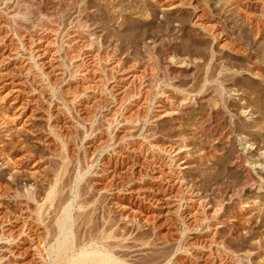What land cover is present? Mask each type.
Listing matches in <instances>:
<instances>
[{
  "label": "rangeland",
  "instance_id": "rangeland-1",
  "mask_svg": "<svg viewBox=\"0 0 264 264\" xmlns=\"http://www.w3.org/2000/svg\"><path fill=\"white\" fill-rule=\"evenodd\" d=\"M213 74L230 86L227 132L187 147L180 129L220 118L219 103L199 99ZM263 118L264 0H0V217L28 215L37 203L20 194L41 200L56 174L60 186L94 164L115 177L92 174L90 193L113 185L117 204L77 224L113 210L129 261L264 264V187L227 188L245 180L241 151L262 168ZM247 197L258 202L243 208Z\"/></svg>",
  "mask_w": 264,
  "mask_h": 264
},
{
  "label": "bare ground",
  "instance_id": "bare-ground-1",
  "mask_svg": "<svg viewBox=\"0 0 264 264\" xmlns=\"http://www.w3.org/2000/svg\"><path fill=\"white\" fill-rule=\"evenodd\" d=\"M213 77H215L214 74L213 76H209L208 78L204 79L203 84L199 90V93H202L199 99H201L200 100L201 102L203 101L208 102L209 105L213 106V108L214 106L220 104L221 105L220 118L216 120L214 119V121L210 120L205 123L202 121L203 123L198 124L199 126L196 127L194 126L195 128H193L192 126L193 129H191V124L187 123L188 121L186 122L188 125L185 123L187 125L186 127L181 126L183 128L180 129V131H178L179 132L178 134L181 137V141L183 140V143H185L184 141L188 142V145H186L187 147L188 146L191 147V144L193 145L194 141L201 134L202 135L204 134L203 136H205L208 133H210L212 135V138L214 137L215 139H220L223 136H225L227 132V128L229 125L228 123L225 122L226 119H224L226 115H228L230 109L227 107V100L229 97L228 98L227 96L225 97L227 93L225 94L224 92L227 86L225 82L213 83V81L210 80V78L212 79ZM210 82H212V85L210 84ZM188 108H184V109L182 108L181 110L180 107L178 110H180V113L184 114V111L185 110L187 111ZM176 113L178 114L179 112L177 111ZM180 119L181 117H179V120ZM175 121L171 119L168 122L167 128L170 132H172V130L175 128L174 126L176 124L173 123ZM145 136L144 138H147ZM245 136L247 137V135ZM65 149L67 151V146L65 147ZM184 150H186L185 147ZM234 157L235 158L233 160L234 161L233 164L234 163L235 165L237 164L240 170L242 169L241 172L244 171L243 173L245 174L246 177L244 182L238 185H234V184L227 185L228 192L230 193V197L233 198L236 194L238 195L243 193V191H245V189L248 187L256 190L257 189L260 190V188L264 187L263 184L264 162H262V168L259 169L258 172H256L257 175H255V173L251 171V169L249 168L250 166L248 165L249 167H247L246 165V163L249 162L247 159L248 156L246 157L244 153L241 151L240 153L236 154ZM93 167L94 164L86 168V171L77 169L76 171L77 174L74 175L75 177H73L70 181H68V183L65 181L60 186L59 184L62 182V176H60L59 173L56 174V180L53 183L52 182L50 183L49 187H47L46 191H44L45 194L43 199L41 200L38 198L39 192L36 193L33 189L30 188L26 194L24 193L19 195V196H25L28 201L29 200L35 201L37 203L36 208L32 210L28 215L26 214L25 211L27 210L25 209L24 210L21 209L20 211H15V213H10V215H8L9 212L4 214L2 213L1 215L2 217H0V221H1L0 226L2 227V228L0 227V229H2L0 230L1 231L0 241L6 243L7 249L5 250H8V254L6 255L0 254V264H20L19 262L21 259L28 258L32 253H33L32 254L33 257L35 258H33L30 261L32 262L31 264H137L138 263L135 260L134 261L136 263L133 262L132 260H131L132 262L129 261L128 255H132L130 253L132 250L129 251L130 249H132L131 248L132 245L127 244L128 242L125 243V241L128 240V238L124 236L127 234L128 236H130V234L129 233L120 234V232H118V229L116 227L117 218L115 219V216H113V210H111L110 208H108L109 210L108 209L106 210L107 208L106 205L117 204V201L113 197V195L109 194L112 195L109 196L107 193V191L111 193L113 190H116L114 188L117 187H114L113 185L108 187L106 186L107 191L105 193H99L100 196L97 195L98 197H96L95 192L90 193V191L93 190V187L90 186V183L92 182L95 174L97 175L101 171L102 175L104 174L103 176L105 177L107 176L106 180L111 176L113 178L115 176L111 173L110 168L105 169V167L104 168L101 167V170L99 172L96 171L97 169L93 172L92 171ZM89 174H91V176ZM84 180L87 181L86 182L87 191H85V187H83L84 189L82 188V181L83 183H85ZM14 182L18 183L19 181L16 179L14 180ZM127 183H129V181ZM187 183L189 182L187 181ZM191 185L193 186L194 184ZM221 189H222V185L219 184H214L212 188L210 187V190L211 191L213 190L212 192L217 194V196L220 193ZM212 192H210V194H212ZM254 200L256 199L252 200L250 197L244 199L242 198L239 204H242L243 208L252 207L253 206L251 205L252 202H258ZM99 202L101 206L106 204L105 205L106 208H104V210L103 208L101 209L102 214L100 215L99 220L95 222L92 226H89L87 230L84 229V227L82 228V226H86L87 224L84 223V221L77 224V221L79 219H82L83 217L85 218V216L88 215L89 208L91 206L95 207V205H97V203ZM198 202H199L198 204H200L199 199ZM21 223L22 225H20ZM37 225L44 226L46 228V232L44 234H41L38 231V227L36 228ZM185 229H186V225H185ZM16 233L19 234L16 235ZM28 244L29 247L25 248L24 246ZM180 249L181 247H179L177 251H179ZM146 264H148V262Z\"/></svg>",
  "mask_w": 264,
  "mask_h": 264
}]
</instances>
